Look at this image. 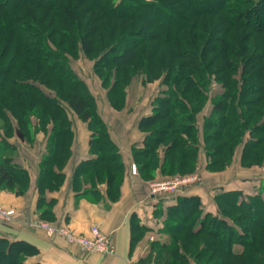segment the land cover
<instances>
[{
    "label": "trees",
    "instance_id": "obj_1",
    "mask_svg": "<svg viewBox=\"0 0 264 264\" xmlns=\"http://www.w3.org/2000/svg\"><path fill=\"white\" fill-rule=\"evenodd\" d=\"M79 48L94 59L113 107L122 106L135 76L162 77L160 87L167 86L138 121L145 136L132 157L140 178L191 171L200 145L186 137L199 133V119L208 169L221 168L240 142L243 161H262L264 0H0V190L22 195L29 185L17 145L7 139L12 130L32 144L41 133L39 218L50 221L54 200L45 193L60 187L71 155L68 110L91 131L92 156L75 166L73 188L89 184L78 193L84 196L103 183L111 202L121 195L125 164L86 81L69 63ZM263 190L221 191L213 209L199 195H178L158 227L133 213L131 250L148 232L166 236L144 244L154 255L136 263L264 264ZM36 253L26 241L0 236V264H26Z\"/></svg>",
    "mask_w": 264,
    "mask_h": 264
},
{
    "label": "crops",
    "instance_id": "obj_2",
    "mask_svg": "<svg viewBox=\"0 0 264 264\" xmlns=\"http://www.w3.org/2000/svg\"><path fill=\"white\" fill-rule=\"evenodd\" d=\"M160 87V86H159ZM151 110V109H150ZM150 111L141 112L140 116L125 121L122 125H113L109 128L112 140L117 145L122 161L126 166L125 178L121 186V195L117 201L111 202L105 191V184H98L95 191H87L86 195L78 196L82 191L73 188V173L75 166L92 155L88 152L90 130L86 123L74 132L71 145V155L66 162L63 173L64 180L55 190H47V200L53 199L50 221L66 225L76 233H88L93 224H97L104 232L109 234L114 247L113 254H101L81 249L69 244L61 236H49L43 230L32 228L30 223L39 219L37 210L38 192L36 180L39 172V161L45 150L41 133L36 135L33 144L18 141L14 144L19 147L20 162L29 174L27 191L22 195H15L11 191L0 190V204L5 208L13 209L14 214L9 221L0 220V236L11 240H23L38 250V253L29 256L26 264H132L136 263L141 251L130 248L131 215L134 213L142 222L155 225L163 219L166 207L175 203L180 195H199L205 208L216 207L213 196L208 190L189 189L178 194L169 192L151 193L148 183L129 172L128 164L133 159L132 147L141 146L145 133L137 128L139 119L148 115ZM123 119V117H122ZM112 122V118L109 117ZM106 123V122H105ZM112 129V130H111ZM133 161V160H132ZM255 175L241 176L224 182L229 189H241L245 193L254 191L252 188ZM221 184V183H220ZM86 183L84 188H90ZM94 193V194H93ZM214 195V193L212 194ZM94 198V199H93ZM158 212H163L159 215Z\"/></svg>",
    "mask_w": 264,
    "mask_h": 264
},
{
    "label": "rangeland",
    "instance_id": "obj_3",
    "mask_svg": "<svg viewBox=\"0 0 264 264\" xmlns=\"http://www.w3.org/2000/svg\"><path fill=\"white\" fill-rule=\"evenodd\" d=\"M69 63L73 71L80 78L86 81L89 87V90L93 94V97L95 100L96 113L102 118L104 122H106L108 132H110L109 128H112L113 125L119 124V122H121L123 125L125 121L127 120L130 121L131 119L140 116L141 112L150 111L151 113L152 112V110H150L152 107L151 100L159 92L160 88L161 90L159 92V95H162L161 93L167 89L166 85H163L159 88L162 77L152 82H143V76L141 75L135 76L133 77L132 81H130L129 85L126 87L125 95L123 96V98L119 100V102L122 103V106L113 107L112 102L107 97L105 86L102 85L101 77L99 73H97L96 70L94 69V59L88 57L79 48L76 55L70 56ZM44 90L48 93L51 92L50 90H47L45 88ZM205 101L206 103L204 107H207L209 105L208 99H206ZM63 104L65 105V103ZM209 108L210 106L208 107V110ZM68 115L70 116L72 120L71 125H72L74 132L77 130V128L85 125V122H82L81 120L76 118L70 110H68ZM109 117L112 118V122L109 120ZM167 120L168 118H165L164 121H167ZM158 125H160V122L156 124L153 123L152 126H150V128L151 127L153 128ZM197 125L200 128L199 133H197L198 135L196 134L194 138H190V139L186 137L188 141H192V142L195 141L199 143L200 145L197 150V158L194 163L193 169L183 174L177 173L173 175H161L157 173L154 178L146 180V181H150L148 183V189L150 188V183L153 181L166 182L170 179L185 178L186 179L185 181L177 183L176 186L173 189H171V192L173 194H178L181 191H184V192L189 191V189L208 190L210 192L209 195L211 197L213 196L212 198L215 203L216 202L214 198L215 194L229 189V188H225L227 186L225 185L226 183L224 182L228 183L229 181L235 178L253 174L255 175L254 182L252 185L253 190L256 191L264 186V157L262 158L261 162L250 163V162L243 161V151H244L243 149H244L245 143L240 142L233 147L234 150L232 149V152L229 155L228 160L226 161L225 164H223L221 168L208 169L207 164L210 159L206 155V150H205L207 142L203 140L202 138V133H203V131L201 130L203 127L202 120L200 119L197 120ZM137 128L140 130V127L138 126V124H137ZM15 129L12 130L13 131L12 135L7 137V139L11 143H14V141H18L20 145L22 144V142L27 143V144H32V143L26 142L18 138L16 135ZM2 134L3 132H1L0 136ZM249 136L250 135L247 132H245L244 137H243L245 138L244 140L248 139ZM137 147H141V146H137ZM17 149H19V147H17ZM162 150H163V147H160L159 153L161 155H162ZM223 153H226L227 155V153L229 152L224 150ZM132 160L129 162L130 164H128L127 168L129 169V172L132 175H136L138 174L137 167ZM132 164L135 165V172H132L131 170ZM124 168H125L124 169V172H125L126 166H124ZM77 189L87 190L88 188H84L83 186L80 187L79 185ZM149 192H150V189H149ZM213 193L214 195H212ZM262 195L264 196V190H263ZM216 204L217 202L215 203V205ZM0 207L3 209H8V208H5L1 204H0ZM10 219L11 217L10 218L0 217V220H3V221H9ZM39 219L48 222V220L46 219H42V218H39ZM157 223H155L154 226H157L158 225ZM165 237L166 236L164 234H157L156 232L154 233L148 232L144 235L141 241L135 243L136 245L134 247V250L141 251L143 255L150 253L149 258L151 259L152 256L154 255L155 250L147 249L146 246L149 245L150 243H153V241L155 240L161 241ZM144 244H146V246H143Z\"/></svg>",
    "mask_w": 264,
    "mask_h": 264
},
{
    "label": "built area",
    "instance_id": "obj_4",
    "mask_svg": "<svg viewBox=\"0 0 264 264\" xmlns=\"http://www.w3.org/2000/svg\"><path fill=\"white\" fill-rule=\"evenodd\" d=\"M132 172H135V165H131ZM185 178L170 179L166 182L153 181L150 183L151 193H157L159 191L171 192L177 183L185 181ZM14 214L13 209H3L0 207V217L10 218ZM32 228L43 230L49 236H61L69 244L76 245L83 250L90 252H97L101 254H113L114 247L112 240L106 232H104L97 224L90 226L88 233H76L66 225L47 222L40 219H35L30 223ZM137 264V263H132Z\"/></svg>",
    "mask_w": 264,
    "mask_h": 264
}]
</instances>
